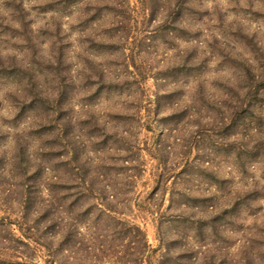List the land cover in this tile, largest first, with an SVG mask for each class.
<instances>
[{
    "label": "rangeland",
    "instance_id": "obj_1",
    "mask_svg": "<svg viewBox=\"0 0 264 264\" xmlns=\"http://www.w3.org/2000/svg\"><path fill=\"white\" fill-rule=\"evenodd\" d=\"M178 1L0 0V264H264V0Z\"/></svg>",
    "mask_w": 264,
    "mask_h": 264
},
{
    "label": "trees",
    "instance_id": "obj_2",
    "mask_svg": "<svg viewBox=\"0 0 264 264\" xmlns=\"http://www.w3.org/2000/svg\"><path fill=\"white\" fill-rule=\"evenodd\" d=\"M180 3V0L178 1V3H176V6ZM180 10L176 9V12H174L175 14L179 13ZM255 86L254 88V93H259V92H264V77L260 78L258 81H256L253 85H250L249 87ZM53 192V191H50ZM46 194L48 195V191H46ZM41 195V194H40ZM40 195L38 198H40ZM50 195H48L49 197ZM59 197L56 198V195H54V198L51 197V199H55L58 200ZM108 198V197H107ZM53 200L49 201L47 204V208L46 211L48 213V209L52 206L53 204ZM82 204L80 203V206ZM101 206V207H100ZM98 206H94V208L97 209L98 211V217H106L104 218V220L106 221H110V219L115 220L117 223L116 225H120L121 226V230L120 233L123 236V238L127 239L128 244L126 246V250L130 249L131 247L129 246V243H134L137 247V264H151V257H152V252L156 251L154 248L150 247L148 241H147V237L145 234V231L142 229V227H140V225L133 223L131 221H125V220H121L119 217L116 218L114 216H112V214L114 213L113 210L109 207H105L103 205ZM85 214H89V211H85ZM0 219H4L2 217H0ZM154 220H156V218H154ZM33 221V220H31ZM31 221L28 222H24V223H19L18 222V230L20 232V236H16L14 231H8L7 232V236H2L0 235V238L5 240V242L8 241V239H10V236L12 237V243L13 241L18 242V243H24V241L22 240V237L24 238V240H28V241H33L36 242L33 237H39L38 238H42L41 237V233L44 232L45 230H51V231H55V226L53 225L51 227H48V225H45L43 227V229H40V227H38L36 224V222H32ZM81 222V221H80ZM11 223V222H9ZM2 224V223H1ZM31 224V225H28ZM9 235V236H8ZM47 239L45 240H49L47 243H44L45 247H49L50 244L52 243L53 236L50 237H46ZM3 244V243H1ZM64 243H62L61 241H59L58 248H63L62 245ZM53 258V257H52ZM51 263L54 262V259H52L50 261Z\"/></svg>",
    "mask_w": 264,
    "mask_h": 264
}]
</instances>
